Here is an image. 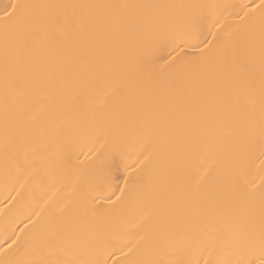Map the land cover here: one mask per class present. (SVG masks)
Listing matches in <instances>:
<instances>
[{"label":"bare ground","instance_id":"bare-ground-1","mask_svg":"<svg viewBox=\"0 0 264 264\" xmlns=\"http://www.w3.org/2000/svg\"><path fill=\"white\" fill-rule=\"evenodd\" d=\"M17 2L37 7L0 28V262L258 255L264 0ZM109 170L122 198L93 200Z\"/></svg>","mask_w":264,"mask_h":264},{"label":"snow or ice","instance_id":"snow-or-ice-1","mask_svg":"<svg viewBox=\"0 0 264 264\" xmlns=\"http://www.w3.org/2000/svg\"><path fill=\"white\" fill-rule=\"evenodd\" d=\"M37 7L36 5L19 3L17 0H9L8 3H4L2 7H0V28L3 29L4 33L7 35L9 32L18 31L24 28H28L32 25L33 20L30 13V10ZM202 43V41H201ZM196 45V41L193 40L192 46ZM179 46V45H177ZM119 179L118 176H114L111 173V170L104 172L100 177L98 183L94 188V195L92 196L93 200L97 198L108 200L112 196H115V201L113 203L118 202L123 195L124 189H120V195H117L115 192V187H119L118 184L113 185L114 181ZM105 185L112 186V190L110 192L105 191ZM97 207L100 205L97 204ZM16 241H13L15 244ZM11 247V246H9ZM121 250L122 249H117ZM115 251V250H114ZM113 252H109L108 256L114 255ZM131 251V249H129ZM127 255V253H124ZM108 256L104 257L102 260H96L91 262V264H108ZM0 264H4V262H0ZM136 264H143L141 261H137ZM238 264H264V243L261 245V250L258 255L249 256L248 260L240 261Z\"/></svg>","mask_w":264,"mask_h":264}]
</instances>
